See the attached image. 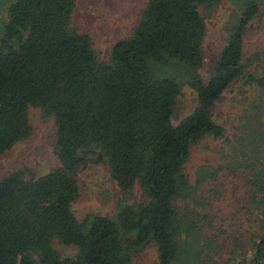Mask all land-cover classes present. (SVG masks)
Returning a JSON list of instances; mask_svg holds the SVG:
<instances>
[{
    "label": "trees",
    "instance_id": "16d2710c",
    "mask_svg": "<svg viewBox=\"0 0 264 264\" xmlns=\"http://www.w3.org/2000/svg\"><path fill=\"white\" fill-rule=\"evenodd\" d=\"M221 2L148 0L108 62L99 59L91 35L73 26L78 0L12 2L0 37V157L32 135L30 108H41L55 119L60 163L40 177L25 168L0 180V264H133L150 246L159 264H205L202 244L208 242L175 203L190 195L185 168L192 149L207 137L226 136L214 113L237 82L257 96L246 117L254 142L245 147L243 168L261 231L252 240V259L236 263L264 264V71L244 64L264 0H235L239 13L206 83L203 12L212 14ZM248 60L264 68V51ZM184 86L198 104L175 125ZM97 164L109 168L124 199L115 219L79 221L73 211L79 176ZM136 188L143 200L128 204ZM55 240L75 247L76 256L62 257Z\"/></svg>",
    "mask_w": 264,
    "mask_h": 264
},
{
    "label": "rangeland",
    "instance_id": "374dc122",
    "mask_svg": "<svg viewBox=\"0 0 264 264\" xmlns=\"http://www.w3.org/2000/svg\"><path fill=\"white\" fill-rule=\"evenodd\" d=\"M13 1L0 0V37ZM147 1L78 0L73 26L79 32L91 35L99 59L108 62L114 44L128 37L138 25ZM237 13L235 0H222L212 14L203 12L207 34L203 43L205 62L201 74L206 83L227 43L228 27ZM260 13L250 26L244 61L246 70L259 74L264 68L258 63L250 65L248 59L256 51H264V6ZM256 98L252 88H244L241 82L233 84L219 100L214 113L216 124L226 129V136L223 139L207 137L201 141L192 149L186 164L185 174L192 186L190 195L178 200L175 206L186 223L195 224L197 230L201 228L197 233L208 242L202 244L205 264H237L244 259L248 262L252 259V240L261 231V220L252 206L250 188L246 183L247 172L243 168L249 158L245 147L253 141L251 127L245 130L246 117L252 114L251 104ZM197 104V94L189 86H184L178 98L174 124L178 125L191 114ZM30 123L32 135L0 157V180L20 169L27 168L40 177L59 167L55 151V119L47 117L41 108H30ZM79 185L80 197L73 205L79 221L89 215L115 219L118 205L124 198L106 165L89 166L80 174ZM142 200L140 189L136 188L124 201L133 204ZM54 247L64 258H73L77 254L75 247L64 246L57 240ZM133 264H159L157 248L150 246L139 253Z\"/></svg>",
    "mask_w": 264,
    "mask_h": 264
}]
</instances>
